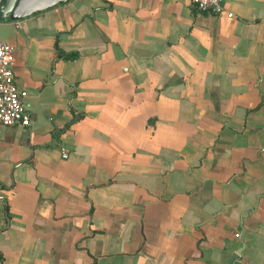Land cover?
I'll return each mask as SVG.
<instances>
[{
    "label": "crops",
    "instance_id": "obj_1",
    "mask_svg": "<svg viewBox=\"0 0 264 264\" xmlns=\"http://www.w3.org/2000/svg\"><path fill=\"white\" fill-rule=\"evenodd\" d=\"M224 3L0 20L29 116L0 125V264H264V0Z\"/></svg>",
    "mask_w": 264,
    "mask_h": 264
},
{
    "label": "built area",
    "instance_id": "obj_2",
    "mask_svg": "<svg viewBox=\"0 0 264 264\" xmlns=\"http://www.w3.org/2000/svg\"><path fill=\"white\" fill-rule=\"evenodd\" d=\"M190 3L197 13L232 17L225 8L224 0H190ZM14 65L11 47L0 41V125L28 127L29 116L23 101L25 93L14 84ZM65 157L66 152H61V158Z\"/></svg>",
    "mask_w": 264,
    "mask_h": 264
},
{
    "label": "water",
    "instance_id": "obj_3",
    "mask_svg": "<svg viewBox=\"0 0 264 264\" xmlns=\"http://www.w3.org/2000/svg\"><path fill=\"white\" fill-rule=\"evenodd\" d=\"M66 0H31V4L34 5L33 7H39V8H49L52 6H55L59 2H65ZM24 5V0H0V20H5L10 14L11 11H13L14 8H16L19 5ZM32 7V8H33ZM35 7V8H36ZM255 208H249L248 210H254ZM248 210L246 212H248ZM244 212V213H246ZM243 213V215H244ZM240 250H237L235 254H233L229 259L227 264H232L235 261L236 255Z\"/></svg>",
    "mask_w": 264,
    "mask_h": 264
},
{
    "label": "trees",
    "instance_id": "obj_4",
    "mask_svg": "<svg viewBox=\"0 0 264 264\" xmlns=\"http://www.w3.org/2000/svg\"><path fill=\"white\" fill-rule=\"evenodd\" d=\"M69 0H66L65 2H68ZM60 3H64V2H60ZM63 59L66 60H72L76 57L75 53L69 52V53H62L61 56Z\"/></svg>",
    "mask_w": 264,
    "mask_h": 264
}]
</instances>
